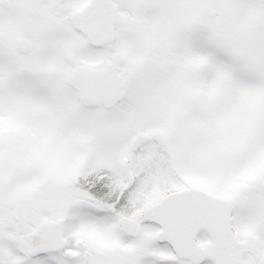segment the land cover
Wrapping results in <instances>:
<instances>
[{"label": "snow or ice", "instance_id": "1", "mask_svg": "<svg viewBox=\"0 0 264 264\" xmlns=\"http://www.w3.org/2000/svg\"><path fill=\"white\" fill-rule=\"evenodd\" d=\"M0 264H264V0H0Z\"/></svg>", "mask_w": 264, "mask_h": 264}]
</instances>
